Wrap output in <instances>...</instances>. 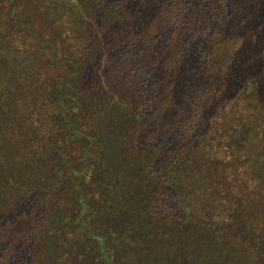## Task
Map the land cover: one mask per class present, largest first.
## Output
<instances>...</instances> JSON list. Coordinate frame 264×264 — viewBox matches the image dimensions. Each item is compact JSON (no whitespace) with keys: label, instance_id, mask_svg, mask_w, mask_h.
Masks as SVG:
<instances>
[{"label":"trees","instance_id":"16d2710c","mask_svg":"<svg viewBox=\"0 0 264 264\" xmlns=\"http://www.w3.org/2000/svg\"><path fill=\"white\" fill-rule=\"evenodd\" d=\"M0 264H264V0H0Z\"/></svg>","mask_w":264,"mask_h":264},{"label":"rangeland","instance_id":"374dc122","mask_svg":"<svg viewBox=\"0 0 264 264\" xmlns=\"http://www.w3.org/2000/svg\"><path fill=\"white\" fill-rule=\"evenodd\" d=\"M226 48H227V49H229V48H230V51H232V50H233V49H232V48H231L229 45H227V46H226Z\"/></svg>","mask_w":264,"mask_h":264}]
</instances>
